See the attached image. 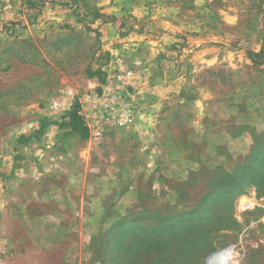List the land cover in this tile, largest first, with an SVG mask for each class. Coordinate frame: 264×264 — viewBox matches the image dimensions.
<instances>
[{
	"label": "rangeland",
	"instance_id": "1",
	"mask_svg": "<svg viewBox=\"0 0 264 264\" xmlns=\"http://www.w3.org/2000/svg\"><path fill=\"white\" fill-rule=\"evenodd\" d=\"M114 1L0 4V264H264V0ZM141 35L174 37L158 78L177 90L125 93L133 128L99 139L59 122L46 150L50 103Z\"/></svg>",
	"mask_w": 264,
	"mask_h": 264
},
{
	"label": "crops",
	"instance_id": "2",
	"mask_svg": "<svg viewBox=\"0 0 264 264\" xmlns=\"http://www.w3.org/2000/svg\"><path fill=\"white\" fill-rule=\"evenodd\" d=\"M17 1L12 0L11 3L8 4V7L6 5H1L4 8L3 10L6 11L8 15L13 16L14 18H19V15H21V9L23 8V5H21V3ZM89 1L96 5L102 4L103 6L109 7L111 11L115 10L114 0ZM109 9L108 11H110ZM52 11V13L49 12L48 16H52V18L56 17L54 21L56 23L62 22L60 21V19H63L64 16L62 15L63 11L61 10V8L55 7L52 9ZM105 11H107V8H105ZM46 12L48 11L46 10ZM42 18L44 19L45 16ZM111 29V24H106L101 28V32L103 34H107L111 31ZM114 42L118 41L116 39L109 38L108 44L112 45ZM174 42V37L169 36H162L153 40L152 38H150V36L147 35L137 36L134 39H122V41H119V43H123L119 47V50H115L114 53H112L111 51L110 60L107 63L106 69L104 71L105 74H107V77L105 78L106 83L103 85H98V80L92 78V80L88 82L89 86L92 87L89 91L93 92L97 90L98 92H100L102 90L111 88L115 92H123V95H125V93L131 92L132 96L136 95L135 97H137L138 95L143 98V101L145 102V104L143 103V109H153L155 106L154 103L159 102L158 96L164 97V95H167V93H169L170 91H176L177 85L179 84L178 78H175L169 83H165L164 85L161 82V79L158 78L160 72L158 65V56L160 52H163L162 49L164 47L170 46ZM146 53L148 54L146 55ZM64 104L66 105L68 103L66 102ZM64 109L68 110L65 107ZM151 111H144L143 114V117L146 118L145 122L147 123V125L150 124V120L152 121L151 115H148ZM64 114L65 113L56 114L50 112L47 116V137H45L48 138V141L44 138H42L43 141L41 140V145L46 150L47 146L49 147L51 142H55V140L59 139L60 131L58 132V123L61 121V118ZM51 120L56 122L50 123ZM131 127H112L106 130L105 133H111L120 130H129L133 128ZM140 128L142 130V128L144 127L140 126ZM148 129V126L144 128L146 134L148 132ZM53 134H55V136ZM36 144L38 145V143ZM38 146H40V144Z\"/></svg>",
	"mask_w": 264,
	"mask_h": 264
},
{
	"label": "built area",
	"instance_id": "3",
	"mask_svg": "<svg viewBox=\"0 0 264 264\" xmlns=\"http://www.w3.org/2000/svg\"><path fill=\"white\" fill-rule=\"evenodd\" d=\"M11 1L0 0V3L8 7ZM126 98L123 93L115 92L110 88L100 92H86L66 105L52 101L49 109L51 113L63 114L75 105L84 127L94 138L99 139L112 127L128 128L134 124L135 111L127 104Z\"/></svg>",
	"mask_w": 264,
	"mask_h": 264
},
{
	"label": "trees",
	"instance_id": "4",
	"mask_svg": "<svg viewBox=\"0 0 264 264\" xmlns=\"http://www.w3.org/2000/svg\"><path fill=\"white\" fill-rule=\"evenodd\" d=\"M30 2V1H29ZM102 71L90 72L86 71L89 78L96 77ZM104 77V76H103ZM103 82V81H102ZM59 128L66 130V133L75 134L82 139L86 138L87 129L84 127L81 118L77 114V107L73 105L61 118Z\"/></svg>",
	"mask_w": 264,
	"mask_h": 264
},
{
	"label": "bare ground",
	"instance_id": "5",
	"mask_svg": "<svg viewBox=\"0 0 264 264\" xmlns=\"http://www.w3.org/2000/svg\"><path fill=\"white\" fill-rule=\"evenodd\" d=\"M224 255V254H223Z\"/></svg>",
	"mask_w": 264,
	"mask_h": 264
}]
</instances>
